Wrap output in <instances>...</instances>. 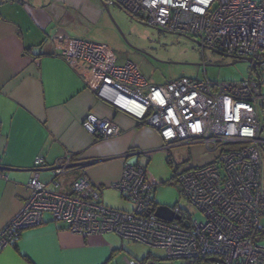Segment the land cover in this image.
I'll use <instances>...</instances> for the list:
<instances>
[{
    "label": "built area",
    "instance_id": "1",
    "mask_svg": "<svg viewBox=\"0 0 264 264\" xmlns=\"http://www.w3.org/2000/svg\"><path fill=\"white\" fill-rule=\"evenodd\" d=\"M106 2L152 27L199 39L202 47L252 59L247 77L238 81L181 76L154 84L135 61L120 62L108 45L63 39L60 55L91 73L100 99L156 128L167 149L203 147L208 161L177 175L203 219L179 205L171 207L179 219L158 217L154 184L143 164L125 162L121 179L111 185L132 204L118 209L104 202L102 186L86 173L71 182L70 190L61 189L58 177L75 165L74 153L51 165L38 156L36 173L27 184L28 199L0 229V254L24 229L42 224L48 213L83 237L116 233L164 248L168 260L181 264H264V0ZM93 125L99 138L120 133L111 119H94ZM42 169L54 173L53 186L40 179ZM128 264L160 263L147 258Z\"/></svg>",
    "mask_w": 264,
    "mask_h": 264
},
{
    "label": "crops",
    "instance_id": "2",
    "mask_svg": "<svg viewBox=\"0 0 264 264\" xmlns=\"http://www.w3.org/2000/svg\"><path fill=\"white\" fill-rule=\"evenodd\" d=\"M105 2L0 0V229L28 199L27 184L36 173L38 156L51 165L74 153L75 165L58 177L61 189L67 191L75 178L86 173L102 186L104 198L105 189L121 179L125 162L148 168L154 192L158 183L169 182L157 181L159 175L149 170V155L162 151L167 156L175 147L167 149L156 128L100 99L91 73L60 55L65 37L88 39L86 33L105 18ZM103 118L117 123L120 133L98 139L93 120ZM94 159L103 160L89 164ZM39 177L53 186L51 170H39ZM104 202L113 207L105 198ZM43 218L42 224L24 229L1 252L0 264L111 262L117 249L114 233L83 237L48 213Z\"/></svg>",
    "mask_w": 264,
    "mask_h": 264
},
{
    "label": "rangeland",
    "instance_id": "3",
    "mask_svg": "<svg viewBox=\"0 0 264 264\" xmlns=\"http://www.w3.org/2000/svg\"><path fill=\"white\" fill-rule=\"evenodd\" d=\"M104 17L100 23L94 24L92 31H88L85 37L109 45L118 55L120 62L126 59L136 61L152 83L164 84L181 76L199 79L207 77L213 81H238L248 75L249 62L237 61L229 64L236 58L224 55L213 48H203L199 39L192 36L152 27L145 21L129 15L116 4L109 5ZM260 114L264 121L263 103L260 106ZM261 136L264 139V130ZM149 156L151 157L149 170L159 175L157 181L163 178L164 181H169L156 185L154 192L156 200L170 207L179 205L195 219H203L202 213L189 202L176 175L187 168L207 162L201 147L198 145L190 148L175 147L170 153L167 151V156L162 151H156ZM169 156L174 162L173 165L168 162ZM145 160L146 157L141 158V161ZM104 198L113 208L130 209L132 206L130 201L112 188L105 189ZM113 237L117 252L110 264H128V261H141L148 257L158 259L160 264L182 263L181 260L174 262L168 260L164 248L125 239L116 233ZM262 243L264 244V241Z\"/></svg>",
    "mask_w": 264,
    "mask_h": 264
},
{
    "label": "water",
    "instance_id": "4",
    "mask_svg": "<svg viewBox=\"0 0 264 264\" xmlns=\"http://www.w3.org/2000/svg\"><path fill=\"white\" fill-rule=\"evenodd\" d=\"M105 7L107 10H109V7L107 5V3L105 2L104 3ZM222 54L224 55H228L226 53H223L221 52ZM230 56V55H228ZM233 58V57H232ZM237 61H242V62H252V59L251 58H248V57H244V58H237V60H234L232 61L231 63L229 64H233ZM254 64H256V62H253ZM263 128H264V123H263ZM103 159H94L92 161H89L90 163L89 164H94V163H98L100 161H102ZM156 215L162 219H165V220H173V219H179L180 216L179 215H176L173 211V209L168 206V205H165V204H160L158 205V207L156 208ZM214 260H218L217 258H214Z\"/></svg>",
    "mask_w": 264,
    "mask_h": 264
},
{
    "label": "trees",
    "instance_id": "5",
    "mask_svg": "<svg viewBox=\"0 0 264 264\" xmlns=\"http://www.w3.org/2000/svg\"><path fill=\"white\" fill-rule=\"evenodd\" d=\"M98 139H100V138H98ZM168 162H169L171 165H173L174 162H173L171 156L168 157ZM116 252H117V249H116V251H114L113 255H115ZM113 255H112L111 258H113ZM148 258H150V257H148ZM145 259H147V258H145ZM110 260H111V259H110ZM143 260H144V259H143ZM201 263H202L201 260H197V261H196V264H201ZM105 264H110V262H107V263H105Z\"/></svg>",
    "mask_w": 264,
    "mask_h": 264
},
{
    "label": "flooded vegetation",
    "instance_id": "6",
    "mask_svg": "<svg viewBox=\"0 0 264 264\" xmlns=\"http://www.w3.org/2000/svg\"><path fill=\"white\" fill-rule=\"evenodd\" d=\"M120 7V6H119ZM204 48V47H203ZM237 60V59H236Z\"/></svg>",
    "mask_w": 264,
    "mask_h": 264
}]
</instances>
